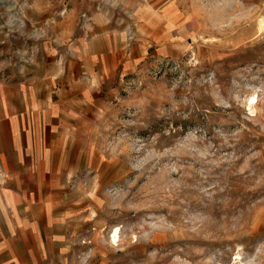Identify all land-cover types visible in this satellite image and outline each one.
I'll return each mask as SVG.
<instances>
[{"label": "rangeland", "instance_id": "1", "mask_svg": "<svg viewBox=\"0 0 264 264\" xmlns=\"http://www.w3.org/2000/svg\"><path fill=\"white\" fill-rule=\"evenodd\" d=\"M0 264H264V0H0Z\"/></svg>", "mask_w": 264, "mask_h": 264}, {"label": "bare ground", "instance_id": "2", "mask_svg": "<svg viewBox=\"0 0 264 264\" xmlns=\"http://www.w3.org/2000/svg\"><path fill=\"white\" fill-rule=\"evenodd\" d=\"M250 104H255V99L254 98H251V101H250ZM114 234H113V236H112V241H115L116 239H117V232L116 231H114L113 232ZM117 241V240H116Z\"/></svg>", "mask_w": 264, "mask_h": 264}]
</instances>
